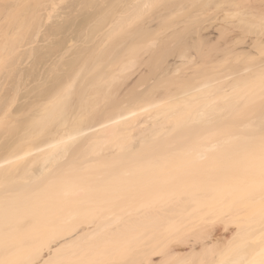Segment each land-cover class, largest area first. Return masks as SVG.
I'll return each mask as SVG.
<instances>
[{
	"label": "rangeland",
	"instance_id": "rangeland-1",
	"mask_svg": "<svg viewBox=\"0 0 264 264\" xmlns=\"http://www.w3.org/2000/svg\"><path fill=\"white\" fill-rule=\"evenodd\" d=\"M3 1L5 2L7 0ZM13 1L10 3L9 0L8 2L14 6L17 5V7L20 5L18 0H16L18 4L15 3V0ZM32 1L33 0H30L29 2H31V6L34 8L33 5L35 1ZM36 1H38V3L40 2L39 4H43L44 2V0H42L43 2L41 0ZM91 1L93 2L91 3L90 0H64L61 5H59L60 7H58L57 11H54L55 13L52 12L53 15L51 18L53 19L47 18V13H50L48 10L52 7H48V5L45 4H41L43 7L39 4V6L35 4V8H38V11L37 9L35 10V8L34 11L37 13L44 8L41 11L42 13L40 12L41 14H37L39 17L35 14L37 19L31 18L34 14H29L31 15L30 17L27 16L28 14L24 15L23 20L27 22V26L29 24L30 27L36 28V24L38 23L39 27L38 29L36 28L37 30L33 28H30V30L29 27L27 28L26 24H24L23 30L24 28H26V30L22 31L21 29L18 31L21 32L15 35L13 39H18L16 40L18 43V41L23 38L20 41V43H22H19V46H22L19 47V50L16 48L18 44L12 45L15 54H10L12 56L8 55L6 57H10V62H7V65L5 62L7 67L5 66V69H3V72L0 74L2 75L1 77H5L4 82L1 83H9V94L13 92L11 88L20 80L19 82H21L23 89L18 96V102L21 100L19 104L26 101L25 98L21 97L26 91L36 84H44L47 81V78H38L40 77L39 72H37L38 68L40 70L42 67H45V63L49 66H54V64L57 65L58 63H67L71 59V52L74 50L94 49L95 51H111L112 54H125L124 58L127 60L132 59L131 61H134L133 63L136 62L139 68L141 66L140 63H145L146 61L147 65L141 63V69H138V71L142 73V76H145L144 79L147 83L154 82L155 78H158L161 83L162 81L165 82L164 80L170 76L168 74H171V70H174L175 66L182 64V59L180 57L181 52L187 54L192 53L194 55L198 53V56H202L199 60L209 62L215 55L224 53L228 49L227 47L233 46L234 44H236L235 47H238L240 51H243V49L244 51H248V49L249 51L251 50V52L254 51V53H252L254 55H256L259 50V48L249 47L252 43L255 44L254 42L258 39L259 35L257 36V33H246V35L240 31L238 25L242 22L237 20L234 16H231V14L245 12L252 7H256L257 9L263 7L261 9L264 10V0H230L231 2L223 0L225 5H221V7L218 6L220 2L223 4L222 0H211V2H209L210 0H173L171 2L170 0H167V2L161 0L159 1L160 3L155 2V6L152 5L151 8H143L144 10L142 13L134 16L131 15L134 12L133 9L137 7V3L130 4V6L127 4L129 8L126 6L128 10L125 8L126 13H124L122 12L124 11L122 9L124 8V4H121L122 0L118 1L120 4L116 3L117 1H110V3L112 2L111 4L107 3L106 6L108 4L110 5H108L109 7L107 6L110 11L105 7V3H99V5L95 3L97 0ZM227 1L232 7L226 4ZM233 1H238L241 4L237 6L236 4L238 2L235 3ZM8 2L2 5V7L4 6V8H6V10L4 9L5 13L13 8L7 4ZM88 2L90 4H88ZM232 2L235 6H233ZM115 3L116 5L114 6L113 4ZM260 4L262 6H260ZM36 5L38 7H36ZM31 6L28 4L30 9ZM44 6L48 8L47 11H45L47 8L45 9ZM7 7L11 9L9 8V10ZM39 7H41V9ZM14 8H16V6ZM31 10V13L34 12L33 9ZM105 10L108 15L103 16H107V18L103 17L101 14L105 12ZM115 11L117 13L116 15ZM119 11L122 13H119ZM35 16H33V18H36ZM49 16H51V14ZM3 23H5V20ZM199 31H203L202 37L205 41H199V37H201ZM25 33L27 36L24 35ZM261 40H264V36ZM243 41H246L247 45L242 44L244 46L242 49L241 43L239 42ZM199 42H203V44ZM237 42L240 46L239 44L237 46ZM52 48L54 51L58 52L56 56L54 53L50 54L53 51ZM16 49L19 51L16 52ZM261 50L264 51L260 49L257 55L261 56L260 58H262V61L264 59V52L259 54L262 52ZM151 51L153 52L152 55ZM105 57L103 56V60L107 58ZM151 57L153 60H151ZM108 58H110V60L108 59L109 61L106 59L107 62L97 65L93 73L87 78L82 81H76L73 90L75 92L78 90L92 91L91 85L96 81L95 78L93 79V76L99 77L103 72L107 75V73H110L112 70H118L117 68L121 66L119 64V59H113L112 56ZM256 58L259 59L258 56H254L253 60L249 57L251 60L245 58L242 59L243 61L240 60L238 62L239 64L237 62L235 63L239 65L238 67L242 65L246 66V64L249 66V63L253 65V63L256 64L260 62V60L256 62ZM137 61L141 62L138 63ZM249 61H252V63ZM39 64H41V67ZM36 65L37 67L34 69ZM12 66L14 70L16 69L15 72H12ZM135 67L136 68L132 69L133 72L138 68L137 66ZM132 70L130 72H132ZM189 71L192 72L193 70ZM136 72L137 71H135V73ZM14 74L18 76H15V78ZM132 74L130 75L133 78L134 75ZM139 76H137L136 73L133 79L136 81L139 79ZM28 77L30 78L29 82H32H30L31 84L27 81ZM261 77L257 80L260 81ZM14 78L18 79V81L16 80L15 82ZM5 79L9 80L5 81ZM40 79L42 81H40ZM129 80L132 82L131 77ZM257 80L256 82L258 83L259 81ZM116 81L119 82L120 80L118 79ZM260 82L262 83L251 84L249 87L246 85L247 88L244 87L242 90L240 89L237 94H230V96L224 97L223 104L226 105V109L228 107V110H226V112L224 110V125L221 129L202 126L198 123H190L183 117H174L175 119L173 122L168 120L169 123L167 122L165 128V132H168L165 133L159 141L158 148L152 145L148 148L145 145L139 150V153L145 156L156 154L158 156L162 153V149H164L165 152L167 148L173 146H188L191 150L197 151L204 143H212L218 136H224L225 147L223 163L221 167L218 168L214 163L215 161L211 159L208 170L210 173L208 179L209 187L207 190L196 188L190 191L187 185H183L172 190L157 192L156 194L152 193L145 196L142 194L140 197H134L133 201L137 204L135 207L125 206L95 209L83 211L82 213L79 211L81 214L75 216L73 219L68 221L60 220L62 224L60 221L56 222L58 218H50L49 220L54 219L52 223L55 221L59 224L53 223L51 224V228L47 227L48 224H45L46 226L44 227L43 224H41L43 230H38L39 235L36 234L40 236V232H45V228L47 235V229H49V240L47 239L48 236L45 237V233H41L42 237L44 235L45 239L49 241L48 245L45 246L44 244H46L47 240L45 241L38 236H35V239L33 237L35 234L34 231L41 228V226L38 227L40 220L36 223L37 227H33L32 225L34 224H23L25 221L31 219V217L28 218L30 214H36L40 211H50V203L43 202V200L49 201V199L45 198L46 195H55V184L52 186L39 185L30 190L33 194L31 202L25 205L21 210H16L13 214L11 213L12 215L9 217L12 219L11 222L16 221L19 224H1L3 225L2 230H5L4 228L6 227L10 228L11 225L12 227L17 225L18 231L13 227L14 232L16 231V234L21 231L24 232L22 234L25 235V238L19 240L17 239V235L11 237H3L5 235H2L1 237L3 238L0 237V253H2V251L4 252V249L14 250L17 246H23V250L27 249L24 246L25 244H28L26 247H29V250L27 249V254L22 252V254H24L22 255L20 253L21 247L19 248L20 251L18 248H15L14 254L15 251H19V253H17L19 256L16 254L14 257L12 254V258H8L11 254L8 256L6 254V257L2 255L0 257L5 260L0 259V264H173L174 262L176 264H254L250 259L240 260L238 262H236L235 259L241 252V245L238 244V241L242 236L245 240V244L248 246L258 245L264 242V226H258L257 224L261 219L264 220V201L259 199L264 197V81ZM25 83H27V85ZM127 83H125V85ZM161 83L160 85L163 87V85H167L168 81L165 84L163 83V85ZM128 84L130 85V81ZM128 84L127 87L123 85V88L130 87L129 89H131L132 85L129 86ZM133 88L132 86V89ZM5 91L4 93L8 94L7 89ZM85 93L86 92L80 93V95H84ZM218 103L219 101H216L212 106L215 107ZM31 105H35L34 102L31 103ZM34 109L35 107L33 110ZM215 115L214 111L210 112V117H214ZM28 117L29 115L19 118V126L21 122L25 121L21 123L23 126L20 128L21 130L29 126L26 125L28 124ZM23 119L25 120L21 121ZM36 121L38 122V120ZM40 122L41 121H39V123ZM250 122L254 124L259 123L256 126L245 128L244 125ZM7 136H9V134ZM11 137L1 141V147L5 145L8 146ZM125 151L131 154L133 148ZM178 156L190 157L189 154L187 155L184 153H179ZM70 166L71 162H67L63 167L66 170H70ZM198 186L200 185H197V187ZM3 188L6 190H13V187L10 186L2 187L1 189ZM183 199L194 200L192 202L189 201V204H185V208L183 207L185 210L179 209L180 211L174 212L172 208L174 203ZM181 211L182 213L179 214ZM157 214H159L158 217L160 218L157 217ZM3 218L7 219L8 216H4ZM168 219L171 221H167ZM172 220L175 221H173L174 224H170ZM36 224L34 226H36ZM28 226L33 227V230L31 227L28 229ZM23 227H25L27 231L23 229ZM0 228L2 227L0 226ZM7 228V235H10L9 233L11 232L9 231L11 228L10 230ZM32 231L34 233L31 237L30 235L32 233L30 232ZM38 231L36 232L38 233ZM14 232L11 234H15ZM25 233L29 234L27 235ZM24 235H22V237ZM18 236H20V234H18ZM12 238L18 240V242L17 240L13 241V243L15 242V246L14 244L12 245V243V246L8 245L9 240L7 239ZM40 238L45 242L41 244L42 246H39L41 241L38 243V241L41 240ZM33 243H36L38 246L35 247ZM30 246H34V249H30ZM2 247L5 248L1 249ZM172 255H175L173 258L177 256L179 262L175 259L173 261V258H170ZM259 255V263H261L264 261V251L260 250Z\"/></svg>",
	"mask_w": 264,
	"mask_h": 264
},
{
	"label": "bare ground",
	"instance_id": "bare-ground-1",
	"mask_svg": "<svg viewBox=\"0 0 264 264\" xmlns=\"http://www.w3.org/2000/svg\"><path fill=\"white\" fill-rule=\"evenodd\" d=\"M2 1L3 0L0 1V4L3 3L0 5V74L3 72L2 70L5 69L4 67L7 65V62H10V57H6L10 54H15L12 45L18 44V47H16L17 49L22 46H19V43L23 38H21V40L19 39L20 41H18V43L16 41L18 39L13 38L21 32H18L19 30H26V28L23 30V27L25 26L24 24L27 26V22L23 20L24 15L28 14L27 16L30 17L32 14H34L33 16L36 14L37 16V14L44 9L43 8L38 13L34 11L35 4L38 5L40 3L36 0L32 1H35V4L33 5L34 8H32L31 2H29L30 0H18L20 5L18 7L15 5L16 8H14L15 6L13 4H10L13 0H10V3L8 2L9 0L5 2ZM63 1L64 0L42 1L43 4L52 7L48 10V8L44 6L45 9L47 8L45 11H50V13H47V18L49 17L50 19L52 17V12L57 11L58 7H60L59 5H61ZM110 1H117L116 3L120 4L118 1L121 0H97L95 3H105V7L107 8L109 4L107 6L106 4L110 3ZM159 1L161 0H122L121 4H124V8H122L124 11H121L126 13V10H128L126 7L128 6L127 4L130 6V4L137 3V7L133 9L134 12L133 14L131 13V16L139 15V13H142L144 10L143 8H151L152 5L155 6V2ZM171 1L173 0H170V2ZM228 1L226 4L229 5ZM6 2H8L7 4L10 7H13L12 9L7 7L8 9H11H9L10 11H7V13L4 11L6 8H4V6L2 7ZM90 2L92 3L93 1L90 0ZM165 2H167V0H165ZM209 2H211V0ZM233 2L232 4L235 6ZM15 3H17V1ZM116 3L113 5L115 6ZM28 4L36 13H31L32 10L28 7ZM88 4L90 3L88 2ZM239 4L241 3L238 2L236 5L238 6ZM37 5L36 7L39 6ZM42 5L41 7H43ZM221 5H225L224 2L223 4L220 2L218 7H221ZM229 6L232 7L231 5ZM260 6L262 5L260 4ZM41 7L39 8L41 9ZM261 8L263 7H260V9L252 7L248 11L233 13L231 16H234L237 20L242 22L238 25L240 31L245 34L257 33V36L259 35V40H255V44L252 43L249 47L251 46L250 48L264 50V40H261L264 36V10ZM36 9L38 11V8H35V10ZM121 11H119V13H122ZM50 14L51 16H49ZM101 14L102 16L108 15L106 14V10ZM116 14L115 11V15ZM33 16H31L32 19H37V17H39L35 16L36 18H33ZM103 17L107 18V16ZM111 17L110 19L112 20ZM4 20L5 23H3ZM28 27L29 29L33 28L30 27L29 24L27 28ZM38 27L37 23L36 28L38 29ZM202 32L199 31L201 36L199 37V41H205L202 37ZM24 35H26V33ZM246 41L239 42L241 43L242 49L244 48L243 45H247ZM199 43L203 44V42ZM239 43L237 42V46ZM235 45L236 44L227 47L228 49L224 53H221L222 55H215L209 62L199 60L202 56H198V53L197 55H194L192 53L187 54L181 52L180 57L182 59V64L175 66L174 70H171V74H168L170 76L164 80L165 82L162 81V83L159 82L158 78H155L152 83H147L145 81V76H142V73L139 72L138 69H141L142 64L147 65L146 61L145 63L139 61L142 63H140L141 66L139 68V65L136 64V62L133 63L134 61H131L132 59L127 60L124 58L125 54H112L111 51H95L94 49L74 50L71 52V59L67 63H61V65L57 61L58 64L56 65L53 63L54 66H49L45 63L48 67L44 64L45 67H42L40 70L38 68L37 72H39L40 76L38 78H47V81L45 80L46 82L44 84H36L26 91V93L21 96L26 99L22 104H19L21 100L18 102V96L23 89L21 82H19L20 80L18 81V79H15V76L18 75L14 74L15 82L16 80L18 82L13 88H11L13 91L11 94H9L10 91L8 90L9 83H1L4 82L5 77H1L2 75H0V143L12 136L8 146L5 145L4 147H1L0 145V226L2 227L0 228V237L2 235H5L3 237L17 235L18 238L15 237L19 240L25 238V235L22 234L24 232L22 231L17 232L20 236L16 234V231H18L17 225L15 227L13 226L14 229L16 228L15 232L12 225L10 226V228L12 227L11 230L4 226L10 230L9 232L15 233L11 234L8 232L10 235H7L8 230L6 231V228H4L5 230H2L3 225L1 224H19L16 221V223L11 222L12 219L9 217L15 213L16 210H21L25 205L31 202L33 194L30 190L39 185L52 186L55 184L56 193H54L55 195L45 196L49 201L43 200V202L50 203V211H40L36 214L32 212L33 214H30L28 217H31V219L23 223L35 225L39 222L38 220H40L38 227L41 226V228L36 231L43 230L41 224H43V227L48 224L50 226L47 225V227L51 228V224L56 223L57 221L59 222L60 220L68 221L87 210L125 206L135 207L137 204L133 201V198L140 197L142 194L144 196L152 193L156 194L157 192L172 190L183 185H187V188H189L190 191L196 188L207 190L209 187L208 179L210 173L208 170L211 159L215 161L214 163L218 168L221 167L223 163L225 147L224 136H218V138L212 143H204L197 151L191 150L188 146H173L167 148L165 152L164 149H162V153L158 156L157 154L145 156L144 154L139 153V150L145 145L148 148L151 145L158 148L159 141L165 133L168 132H165L168 120L173 122L175 119L174 117H183L190 123H198L210 128H222L224 125V110L225 112L228 110V107L226 109V105L223 104L224 97L228 95L230 96V94H237L240 89L242 90L246 85L249 87L251 84H256V80L260 78L262 74L264 75V59L261 61V56L257 55L260 51L258 50L256 55H254L252 54L254 51L251 52L249 49L248 51H244V49L243 51H240ZM17 49L16 52L20 50ZM152 51L151 55L153 53ZM263 52L264 51L259 54H262ZM52 53L56 56L58 52L53 50L50 54ZM103 56H106L107 58H105L107 60H110L108 57L111 56L113 59H119V64L121 66L117 68L118 70H112L110 73H107V75L103 72L99 77L93 76V79L95 78L96 81L91 85L92 91L78 90L75 92L73 88L76 81L84 80L93 73L97 65L107 62L106 59V61L103 60ZM254 56H258L259 59L256 58L255 60L256 62L260 60L259 63H253V65H250L249 62L252 63V61H249L246 62L249 63V66L246 64V66L242 65L241 67H238V62L240 60L245 58L249 59V57L253 60ZM152 57L151 60H153ZM130 64L133 65L131 66ZM134 65L138 67L137 70L135 69V71H137V76L141 74V77L139 76V79L136 81L133 79L134 76H136L135 71L133 72L132 70L136 68ZM39 66L41 67V64H39ZM36 67L37 65L34 69ZM130 69L132 72H130ZM15 70L13 67L12 72H15ZM189 70L193 71L190 72ZM127 72L130 74L133 73L132 75L135 73V75L132 78ZM127 74L131 77L132 82L129 80L130 77H128ZM263 75L260 81H264ZM9 79H5V81ZM29 79L30 78L28 77V82ZM41 79L40 81H42ZM115 79H119L120 81L117 82ZM127 80L128 83L130 81V85L134 87V90L132 89V86L131 89H129L130 87L126 88L128 84ZM166 80L168 81L167 85L165 84L167 82ZM260 81L257 84L262 83ZM30 82L29 84L32 83ZM125 83L127 84L125 85ZM160 83L162 85L164 83L165 85L161 87ZM25 84L27 85V83ZM123 85L126 87L123 88ZM6 89L8 94L4 93L6 92ZM83 92L86 93L80 95V93ZM216 101H219V103L213 107L212 105ZM33 102L35 105L32 106L31 103ZM34 107L35 109L33 110ZM231 107L235 108L233 106ZM212 111L216 114L214 117H210V112ZM19 113L23 115H20ZM26 115H29V119H27L28 121L26 120L28 122L26 125L29 126H27V128L25 127L24 130H21V123H24L25 119L21 120L24 122H21L20 126L18 125V120ZM36 120H38V122ZM39 121L41 122L39 123ZM257 124L250 122L244 126L245 128H248L256 126ZM8 134L9 136H7ZM130 148H133V152L128 154L125 150ZM179 153L189 154L190 157H179ZM67 162H71L70 170H66L63 167ZM197 185L200 186L197 187ZM6 186L13 187V190H6L5 188L1 189ZM259 199L264 201V197ZM193 200L194 199H192V201ZM189 201H191V199L178 200L177 203H174L172 206L174 212L180 211L179 209H184L186 206L185 204H189ZM180 213H182V211L179 212V214ZM6 215L9 218H7L8 220L3 218L4 216L7 217ZM158 215L159 214H157V217ZM54 217L58 218V220L52 223V220L54 219H49ZM169 220L170 219L167 221ZM173 221L174 220H172L170 224H174L175 221ZM56 224L58 225L59 223ZM257 224L258 226H264V220L261 219ZM34 225L32 226L37 227V224L36 226ZM29 227L31 226H28V229ZM33 227H31V229ZM23 229H25V227H23ZM25 230L27 231V229ZM44 230L45 232H40V236H38L39 231L38 233L34 231V236V232H30L32 233L30 236H33L34 239L35 236H38L45 241L47 239L49 240V229H47V235L45 228ZM41 233H45V237L48 236V238L45 239L44 235L42 237ZM22 235L24 236L22 237ZM242 237L238 241V244L241 245V252L235 259L236 262L250 259L254 264L259 263V254L260 250L264 251V242L258 245L248 246L245 244V240ZM12 239H7L9 240L8 245H11V243L13 245L15 243H13V241L17 240ZM42 239L39 241L37 240L38 243L41 241L39 246H42L41 244L45 243ZM48 240L46 244H44L45 246L48 245ZM27 245L25 244L24 246L28 249L29 247H26ZM33 245L35 247L38 246L36 243H33ZM34 246H30V249H34ZM20 247L21 246H17L15 248L19 249ZM4 248L2 247L1 249ZM22 248L23 246L21 247V251L19 249L20 253L22 254V252H24L27 254V249L23 250ZM9 250L4 249L5 254L2 251L0 256L3 255L4 257L6 254L7 256L11 254L8 258H12V254L15 257V255L19 253V251H15L14 254V250ZM17 255L19 256V254ZM173 256L175 257V255H172L170 258H173ZM0 259L3 258L0 257ZM174 259L179 262L177 256L172 260L174 261ZM259 264H264V261Z\"/></svg>",
	"mask_w": 264,
	"mask_h": 264
}]
</instances>
